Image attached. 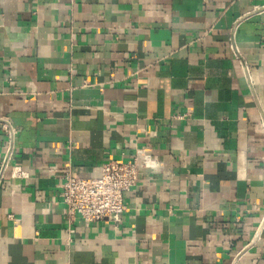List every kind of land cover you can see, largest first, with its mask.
I'll return each mask as SVG.
<instances>
[{
    "label": "crops",
    "instance_id": "1",
    "mask_svg": "<svg viewBox=\"0 0 264 264\" xmlns=\"http://www.w3.org/2000/svg\"><path fill=\"white\" fill-rule=\"evenodd\" d=\"M10 142L0 264H264V0H0ZM136 149L119 226H68L64 174Z\"/></svg>",
    "mask_w": 264,
    "mask_h": 264
},
{
    "label": "built area",
    "instance_id": "2",
    "mask_svg": "<svg viewBox=\"0 0 264 264\" xmlns=\"http://www.w3.org/2000/svg\"><path fill=\"white\" fill-rule=\"evenodd\" d=\"M232 48V47H231ZM235 59L248 73L245 64L239 59L235 48H232ZM5 127V125H4ZM12 130L10 129V132ZM13 147L11 142L6 146L0 161V184L6 172L10 169L12 178H22V171L11 166ZM154 168V162L143 150L136 149L127 159L108 160L101 164L97 178L73 176L66 172L60 185V201L68 226L80 220L84 226H91L101 221H107L117 228L127 208L124 204L125 195L136 186L141 169ZM264 229V217L261 219L251 244L260 240V232ZM240 253L233 256L230 264H237Z\"/></svg>",
    "mask_w": 264,
    "mask_h": 264
}]
</instances>
